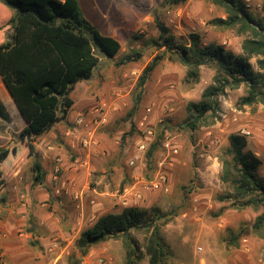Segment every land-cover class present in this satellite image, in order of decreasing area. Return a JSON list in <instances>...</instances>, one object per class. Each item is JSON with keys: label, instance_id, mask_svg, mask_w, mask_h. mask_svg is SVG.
<instances>
[{"label": "rangeland", "instance_id": "1", "mask_svg": "<svg viewBox=\"0 0 264 264\" xmlns=\"http://www.w3.org/2000/svg\"><path fill=\"white\" fill-rule=\"evenodd\" d=\"M91 2L93 14L107 26L114 18L123 19L116 30L121 48L113 58L95 51L98 64L92 76L70 93L73 106L67 117L44 133L46 144L64 164L59 178L72 168L73 177L71 184L58 188L57 197L27 209L16 233L23 234L18 252L33 257V264H124L121 239L93 245L84 257L75 241L100 216L137 207L161 213L157 225L169 249L165 264H264V231H251L263 210L218 201L226 192L219 179V157L231 134L245 136L247 149L261 160L257 174L264 179V105L240 107L247 86L228 87L218 97L219 110L213 118L195 131L181 129L187 104L200 100L218 69L208 63L200 67L197 82H186L187 69L178 56L156 46L159 32L154 20L169 29L177 44L196 34L203 45L223 46L234 55L241 53L245 36L210 25L212 19L226 15L206 0H122L119 7L113 0ZM243 2L249 13L262 16L263 0ZM159 55L164 58L138 89L143 69ZM256 59L251 60L255 71ZM138 93L141 100L135 107ZM33 141L36 138L31 141L32 157L38 160ZM155 142L158 148L148 161V149ZM162 176L166 180L160 186ZM0 218L4 239L3 223L14 221H6L2 214ZM240 228L248 234L230 243L229 232ZM131 233L142 251L138 264H149L144 250L148 234ZM11 254L0 247V264H9Z\"/></svg>", "mask_w": 264, "mask_h": 264}, {"label": "trees", "instance_id": "2", "mask_svg": "<svg viewBox=\"0 0 264 264\" xmlns=\"http://www.w3.org/2000/svg\"><path fill=\"white\" fill-rule=\"evenodd\" d=\"M206 1L222 8L226 15L212 19L210 25L245 36L240 54L234 55L215 44L203 45L196 34H190L188 40L177 44L169 29L156 17L154 20L159 32L156 46L178 56L187 69L186 82H197L200 67L208 63L218 69L214 83L204 89L200 100L186 106L187 116L179 126L190 131L215 116L219 110L218 97L228 87L247 86L246 95L239 100L240 107L264 105V0L261 17L249 13L243 0ZM0 3L11 12L10 19L0 27L4 36L0 47V76L26 122L21 132L22 145L27 146L32 155V139L67 117L73 106L70 93L77 83L92 76L98 64L95 51L113 58L121 45L118 40L102 35L84 17L78 0H0ZM163 58L164 55L156 56L146 65L139 77L138 89L143 88ZM253 58H257V71L251 63ZM125 59L132 60V57ZM140 100L138 93L135 107ZM157 148V142L150 145L148 161ZM5 154V150H0V160ZM33 159L32 185L35 186L42 183L45 173L39 161ZM219 162V179L226 192L218 196V201H231L236 208L262 209L251 231H264V179L257 174L261 160L247 149L245 136L229 135L228 146ZM2 182L0 177V186ZM160 218L161 213L156 208L146 211L127 207L120 213L104 214L80 233L75 247L84 257L93 245L121 239L125 249L124 264H138L142 251L131 232L144 231L148 234L144 247L148 263L165 264L169 249L157 225ZM247 234L245 228H240L236 233L229 232L228 240L236 244Z\"/></svg>", "mask_w": 264, "mask_h": 264}, {"label": "crops", "instance_id": "3", "mask_svg": "<svg viewBox=\"0 0 264 264\" xmlns=\"http://www.w3.org/2000/svg\"><path fill=\"white\" fill-rule=\"evenodd\" d=\"M91 1L78 0L84 17L88 21L90 20V23L103 33L102 35L112 37L119 41L116 30L123 26V19L114 18L112 25L107 26L99 17L93 14V4ZM94 1L96 5L99 3V0ZM113 1L115 4L114 6H121L122 0ZM10 17L11 12L0 3V27L4 25ZM3 43L4 36L0 30V47ZM26 126V122L0 76V150L6 151V154L0 160V177L3 181L0 186V214L6 216V221L9 219L14 221L3 223L4 234L2 236L5 238H0V247L7 249L9 253L10 251L13 253L11 254L12 257L10 255V258H8L9 264L34 263L33 257L24 258V255L18 252L20 242L19 236H23V234L17 235L16 233L18 229L23 226L22 219L26 217L28 208H33V206L37 207V202L42 206L44 201L49 197H57L60 194V189L58 188L61 185L65 186L67 183L71 184L70 181L74 171L73 168L66 170L63 176L59 178L58 173L62 165H64L61 158L55 157L56 154L53 147L46 144L47 136L45 134L37 136L35 137L36 141H33L32 144L35 146V152L38 153V161L45 176L41 184L33 186V171L31 169L33 157L30 154L29 148L22 145L21 132ZM62 134L63 132L61 136ZM65 140L67 144L74 146L72 141H69V139ZM56 168H58L57 172ZM67 192L69 196H71L69 189ZM1 221L0 218V222ZM38 228L41 232L45 230L42 226H38ZM40 239L44 240V236H40Z\"/></svg>", "mask_w": 264, "mask_h": 264}, {"label": "built area", "instance_id": "4", "mask_svg": "<svg viewBox=\"0 0 264 264\" xmlns=\"http://www.w3.org/2000/svg\"><path fill=\"white\" fill-rule=\"evenodd\" d=\"M142 124L143 123H141L140 125L142 126ZM57 161H58V159H57ZM58 171V168H56V172ZM160 180H161V182H159V185L160 186H163V184H165V177L164 176H162V177H160ZM165 191H167V188H165Z\"/></svg>", "mask_w": 264, "mask_h": 264}]
</instances>
